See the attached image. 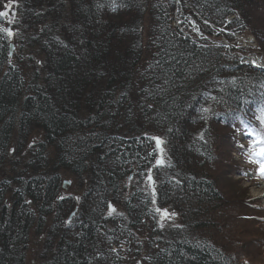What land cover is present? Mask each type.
Returning a JSON list of instances; mask_svg holds the SVG:
<instances>
[{
    "label": "trees",
    "instance_id": "trees-1",
    "mask_svg": "<svg viewBox=\"0 0 264 264\" xmlns=\"http://www.w3.org/2000/svg\"><path fill=\"white\" fill-rule=\"evenodd\" d=\"M14 24L0 264H27L32 234L33 264H264V210L233 157L240 133L264 136V69L214 40L249 34L264 52V0H19ZM155 206L179 225L161 228Z\"/></svg>",
    "mask_w": 264,
    "mask_h": 264
},
{
    "label": "rangeland",
    "instance_id": "rangeland-1",
    "mask_svg": "<svg viewBox=\"0 0 264 264\" xmlns=\"http://www.w3.org/2000/svg\"><path fill=\"white\" fill-rule=\"evenodd\" d=\"M18 1L19 0H4L2 7L0 9V12H5V11L8 12V15L6 17L0 16V34H3L8 38L9 46L14 45L12 56H16L18 52V46L16 45V41H15L17 33L14 29V25H15L14 23L17 20ZM172 1L177 6H180L184 0H172ZM9 5L11 6L9 7ZM181 24H189L187 26V29L192 30L193 33L195 34H198L199 29L197 27V24L192 19H190V21H187L184 18H181V16L177 14L173 26L179 27L180 30H184V27H182ZM4 28L10 29L13 32V35L9 36L6 32L2 30ZM146 32H147V26L145 28V33ZM251 39H253L252 36H250L249 34H244L238 40L236 39V41H233L231 43H229V41L223 37L215 38L214 40L215 42L223 43L227 47H231L233 50H237L240 48L245 49V53L239 52V56L241 57L246 56L245 60L251 61L252 59H254L255 61H257L259 59L260 62L264 63V52L260 51L258 46L249 44L247 40H251ZM234 47L236 49H234ZM248 136L249 135L246 132L240 133L238 135V139L241 145L244 146L247 151L243 157H240L239 155L236 154L233 155L235 160L239 161L241 167L243 168V174L238 176L237 179L238 180L240 179L242 181V185L245 188H247V190L249 191L250 198L256 200L260 206V209L264 210V190H262V187L264 186V176H261L258 172L260 165L257 163V160L259 158L253 155V151H252L253 141L246 140ZM40 141H41V135L34 134L33 137L31 138L30 145L38 143ZM64 181L69 182V186L66 187L65 190L62 188L63 196H69V195L76 196L75 193L76 186L74 185V183L71 180H67V179H65ZM145 187L148 191L154 192V184L152 180H150V182H147ZM155 210L158 215L159 224L161 228L164 229L170 226L179 225L180 217L177 213L171 211L170 209H159L156 206H155ZM165 210L168 213L167 216L164 215ZM39 251H40V241L37 236L32 234L29 243L27 264H33L37 260L38 257L37 255Z\"/></svg>",
    "mask_w": 264,
    "mask_h": 264
},
{
    "label": "snow or ice",
    "instance_id": "snow-or-ice-1",
    "mask_svg": "<svg viewBox=\"0 0 264 264\" xmlns=\"http://www.w3.org/2000/svg\"><path fill=\"white\" fill-rule=\"evenodd\" d=\"M11 5H9L10 7ZM8 15V12H0V16L6 17ZM4 32H6L9 36L13 35V32L10 29L4 28L2 29ZM261 122H264V116L261 117ZM255 135L256 139L252 142V151L253 155L258 157L257 163L260 165L258 172L261 176H264V136H261L259 133H253ZM153 139L156 140L157 145H160L163 143V141L159 137H154ZM159 163H163V160L159 161ZM114 210V209H113ZM164 215L167 216L168 213L164 212Z\"/></svg>",
    "mask_w": 264,
    "mask_h": 264
},
{
    "label": "water",
    "instance_id": "water-1",
    "mask_svg": "<svg viewBox=\"0 0 264 264\" xmlns=\"http://www.w3.org/2000/svg\"><path fill=\"white\" fill-rule=\"evenodd\" d=\"M13 50H14V45H10V46H9V54H10V55H12ZM68 186H69V182L64 181L63 184H62V188L65 190L66 187H68Z\"/></svg>",
    "mask_w": 264,
    "mask_h": 264
},
{
    "label": "bare ground",
    "instance_id": "bare-ground-1",
    "mask_svg": "<svg viewBox=\"0 0 264 264\" xmlns=\"http://www.w3.org/2000/svg\"><path fill=\"white\" fill-rule=\"evenodd\" d=\"M253 40H249V44H253V42H252ZM262 190H264V186L262 187Z\"/></svg>",
    "mask_w": 264,
    "mask_h": 264
},
{
    "label": "built area",
    "instance_id": "built-area-1",
    "mask_svg": "<svg viewBox=\"0 0 264 264\" xmlns=\"http://www.w3.org/2000/svg\"><path fill=\"white\" fill-rule=\"evenodd\" d=\"M252 40V39H251Z\"/></svg>",
    "mask_w": 264,
    "mask_h": 264
}]
</instances>
